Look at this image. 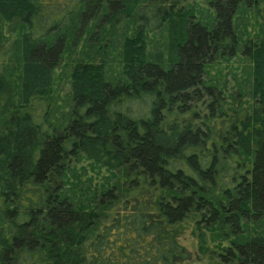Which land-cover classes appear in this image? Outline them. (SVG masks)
Returning a JSON list of instances; mask_svg holds the SVG:
<instances>
[{"label": "trees", "instance_id": "trees-1", "mask_svg": "<svg viewBox=\"0 0 264 264\" xmlns=\"http://www.w3.org/2000/svg\"><path fill=\"white\" fill-rule=\"evenodd\" d=\"M180 2L0 0V18L21 30L18 103L0 75V264H183L181 238L196 216L201 242L202 227L233 237L224 261L264 264V234L238 238L241 222L264 219V40L247 39L241 50L248 91L229 99L205 80L208 65L238 49L232 18L242 5L256 9L264 35V0H211V25ZM74 14L71 41L50 39ZM121 19L134 27L121 48L125 81H108L104 61L77 62L70 118L54 126L50 90L69 43ZM162 27L165 66L146 52L147 34ZM81 156L114 177L92 209L66 192ZM237 156L249 166L216 194Z\"/></svg>", "mask_w": 264, "mask_h": 264}, {"label": "rangeland", "instance_id": "rangeland-1", "mask_svg": "<svg viewBox=\"0 0 264 264\" xmlns=\"http://www.w3.org/2000/svg\"><path fill=\"white\" fill-rule=\"evenodd\" d=\"M38 1V0H31ZM211 0H181L180 6L186 9L187 14H193L196 20L206 25L214 23V9L210 6ZM77 7L75 11H79ZM191 11V13H189ZM233 27L238 37V49L233 56L224 59H218L207 66L205 80L207 84H213L222 89L224 95L230 99L239 92L250 89V64L241 53L242 47L247 39L258 41L263 39L261 32L262 19L257 14L254 7L242 5L233 15ZM51 21H56L51 18ZM72 21L76 22L75 14L67 18L61 28L50 36L53 39L60 34H67L68 42L71 41ZM51 23V22H50ZM13 23H6L0 18V75H3L6 81L10 82L14 101H20V83H21V54H20V33L21 30L14 28ZM51 25L48 24V27ZM110 28V29H109ZM98 34L93 30L88 34H82L74 47L68 45L64 53L62 64L55 69L53 84L50 90L52 99V109L49 114L50 122L62 128L70 118L72 110V95L70 91V71L73 66L79 62H105L106 79L111 83L124 82L122 73L121 48L125 37L132 36L134 27L128 19H121L116 26L105 25L98 28ZM111 32V38L107 41V32ZM100 33V35H99ZM106 34V35H104ZM89 37V38H88ZM91 37V38H90ZM98 37V39L96 38ZM169 48V35L167 27H162L152 33L147 34L146 52L151 62L165 66ZM238 96V95H237ZM248 98V97H246ZM231 160V159H230ZM236 163L229 161L224 164L222 174L224 175L222 183L216 189V194L220 195L221 189L232 185V176L236 172L243 173L249 163L242 164L237 156ZM71 170L66 178V192L73 199L74 203L82 206L84 209H92L97 202L99 194L105 191L110 183L114 181L112 171L93 164L84 157L73 160ZM222 187V188H221ZM199 219V217H198ZM194 219L186 220V232L181 238V243L189 252V259L183 264H238L237 260L224 261L226 247H232L229 235L227 238L220 236V233H212L211 230L202 227L204 232L203 241L198 236V228ZM108 213H105L100 220V227H96L95 233L101 226L108 222ZM1 224V221H0ZM241 233L239 240L246 239L252 235L264 234V219L259 222L240 223Z\"/></svg>", "mask_w": 264, "mask_h": 264}]
</instances>
